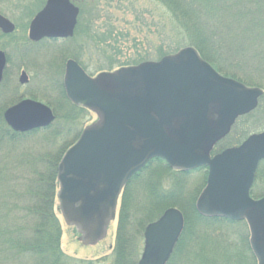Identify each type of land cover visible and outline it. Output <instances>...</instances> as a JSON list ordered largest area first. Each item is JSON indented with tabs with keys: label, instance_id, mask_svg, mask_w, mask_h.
Returning a JSON list of instances; mask_svg holds the SVG:
<instances>
[{
	"label": "water",
	"instance_id": "obj_1",
	"mask_svg": "<svg viewBox=\"0 0 264 264\" xmlns=\"http://www.w3.org/2000/svg\"><path fill=\"white\" fill-rule=\"evenodd\" d=\"M78 15L71 0H47L30 24L29 37H70ZM0 29L11 33L15 25L0 14ZM5 65L0 51V82ZM26 81L23 72L20 82ZM63 84L73 104L97 116L57 168L59 210L83 244L105 238L123 188L152 159L161 158L175 170L207 167L197 211L246 221L251 251L264 264V196H251L264 161V131L212 155L236 120L257 108L262 88L223 75L192 46L96 76L69 59ZM3 118L11 129L25 133L50 126L55 114L41 101L23 99L8 107ZM184 226V215L176 207L150 222L138 264H167Z\"/></svg>",
	"mask_w": 264,
	"mask_h": 264
},
{
	"label": "trees",
	"instance_id": "obj_2",
	"mask_svg": "<svg viewBox=\"0 0 264 264\" xmlns=\"http://www.w3.org/2000/svg\"><path fill=\"white\" fill-rule=\"evenodd\" d=\"M72 1L81 8L76 34L57 46L66 47L79 35L83 36L82 48L94 43L95 46L105 44L106 39L113 37L112 31L103 38L92 30L98 5L91 4V0ZM149 2L153 9L159 10L157 18L162 42L157 55L140 56L138 60L118 66L107 57L111 62L98 72L159 60L183 47L192 46L219 72L264 90V76L258 74L264 72V0ZM2 37L0 33V39ZM65 55L75 57L88 72L78 55ZM62 66L61 62L56 73H48L61 103H50L56 110V120L49 127L25 133L11 129L3 112L12 101L3 100L6 89L5 85L2 89L0 87V264H67L68 256L60 247L61 225L55 211L59 186L57 167L65 151L81 133L82 128L75 121L81 113L89 110L67 99ZM63 103L67 105L66 112L69 111L65 118L74 122L71 125L74 127L65 128L63 120L57 123L63 115L57 106L64 107ZM261 122H264V94L255 110L237 119L231 132L216 144L213 154L241 144L250 134L257 132V128L263 130L264 123L261 125ZM252 125L260 127L253 128ZM74 131L77 134L72 143L69 135ZM37 138L39 140H35ZM58 142L64 146L56 154L48 150L49 146L56 149ZM147 173L143 190L133 193L132 186ZM207 174V167L193 171L174 170L161 158L152 159L138 172L121 194L118 229L111 254L113 264H138L146 225L173 205L183 212L185 226L167 264H199V260L195 261L197 255L212 264H257L244 220L207 217L197 211L196 200L206 185ZM197 175L198 178L194 179ZM255 187L258 188L256 192L253 191ZM251 194L259 198L264 196V161L259 164ZM86 264H93V261H86Z\"/></svg>",
	"mask_w": 264,
	"mask_h": 264
},
{
	"label": "rangeland",
	"instance_id": "obj_3",
	"mask_svg": "<svg viewBox=\"0 0 264 264\" xmlns=\"http://www.w3.org/2000/svg\"><path fill=\"white\" fill-rule=\"evenodd\" d=\"M41 3L42 0H0V11H2V13L4 12V14L17 24H28V21L32 18L33 14L36 12L35 10L38 9ZM94 3L98 5V8H96L97 14L94 18L96 22L92 21L93 32L95 33L96 31L99 36H103V38L105 36V38H107L108 36L106 33L112 31L113 37L111 39H106L107 41L105 44L95 46L96 44L94 43V45L90 47L84 46V48H82L81 43L83 42V36L79 35L76 40L69 43V45H66V47L56 45L47 47L42 52H32L31 55L27 56L26 60H29L30 65L35 66L37 70L33 69L32 66L30 67L31 71L29 74L30 76L32 74L33 79H31L29 84L26 86L20 85L18 82L19 74L16 76V83L20 85L18 93L24 94L31 91L39 97L41 102H50L51 104L56 103L61 105L59 101V92L54 83L48 77V73H56L62 62V58L64 60L67 57V55H65L66 53H74L78 55L83 62H85L87 70L90 74H97L96 72H98L99 69L107 68L111 60L114 61L115 66H118L119 64L127 61L132 62V60H138L140 56L150 55L153 57L157 55L162 42L159 34L160 24L157 18L159 10L153 9L154 6L149 2V0H122V3L120 0H91V4ZM98 15L101 17L97 18ZM19 27L23 29V26L19 25ZM18 31L19 34L17 39L22 40L23 32L20 30ZM107 57H111V60ZM258 74L264 76V72H260ZM2 96H4L3 100L7 102L16 96V94H14L11 90L6 89V94L3 93ZM63 105L64 107L57 106L60 111L59 113H63L60 117V122L57 123H62L61 121L63 120V125L66 126L65 128L74 127L71 126L74 122L65 118V115L69 111L66 112L65 107H67V105L64 103ZM10 106L11 105L8 104L6 109ZM53 109L55 110L54 107ZM73 116L74 115H72V117ZM96 120V114L91 111H85L83 114L81 113L80 118L75 122H79L82 132L87 125ZM261 123V125H263L264 122ZM251 127L256 128L260 126L252 125ZM255 130H258L257 132H260L259 130L264 131V129L262 130L260 128ZM76 134L77 131H74L71 135H69L72 136L70 139L72 143L75 140ZM80 134L78 135L79 137ZM78 136L75 142L79 138ZM35 140L39 139L37 138ZM56 146L57 150L52 146H49L48 150L54 151L53 153L56 154L57 151L63 148L64 145L62 146L61 143L58 142ZM147 177L148 173L139 178V180L132 186L133 193H138L139 190H143L144 181H147ZM197 178L198 175L194 177V179ZM193 182L196 183L195 180H193ZM253 191H258V188L255 187ZM254 198L257 199L259 197ZM120 207L121 196L116 210V217L110 222L105 238L95 245H85L79 240L80 234L78 230L64 221L61 211L59 210V203L57 199L55 211L61 225L60 247L61 250L68 256L67 264H86V261H93V264H113L111 254L116 241ZM170 207L180 209L174 205ZM1 214L2 213H0V216ZM143 246L144 233L141 241L139 256L142 254ZM79 260H83L84 262ZM195 261H198L199 264H212L207 263L206 259L199 257V255H197Z\"/></svg>",
	"mask_w": 264,
	"mask_h": 264
},
{
	"label": "flooded vegetation",
	"instance_id": "obj_4",
	"mask_svg": "<svg viewBox=\"0 0 264 264\" xmlns=\"http://www.w3.org/2000/svg\"><path fill=\"white\" fill-rule=\"evenodd\" d=\"M46 3H47V0H42L41 5L38 7V9L35 10L36 12L34 11L35 13L33 14L32 18L28 21V24L27 23L17 24L16 22L12 21L6 14H4V12L2 13V11H0L1 15L6 17L7 19H9L15 25V30L11 33H4L0 29V33L3 34L2 39H0V51H2L5 54V58H6V65H5V68L3 70V75H2V80L0 82V87L2 89V87L5 85V89L11 90L14 94H16V96H14L10 100V101H12L11 102L12 104H15V103H17L23 99H33V100L41 101L37 95L36 96L32 95L31 93H33V92H31V91H28L24 94L18 93L20 85L26 86L29 84L31 79H33L32 74H31V76L29 74L31 71L30 67L32 65H30L29 60H26L27 56L31 55L32 52H34V49H38L37 50L38 52H42L47 47L55 46L59 43H62L63 41H67L68 39L73 38L76 34L81 8L79 5L75 4V2L73 1L74 5L79 8V15H78L77 24L75 26L74 33L72 36L67 37V38H47V37H45L39 41H33L30 39V37H29L30 24H31L33 18L44 8ZM19 25L23 26V29H21L19 27ZM18 30L23 32V39L22 40L17 39V36L19 34ZM69 59H73V60L77 61L75 59V57H66L64 59V61L62 60V63H63L62 67H63V71H64L63 80H64V75H65L66 62ZM32 68L37 70V68L35 66H32ZM23 72H25L26 76H27V81L25 83L20 82V76L22 75ZM18 74H19L18 82L20 85H18V83H16V76ZM63 88H64V84H63ZM64 92H65V89H64ZM65 95H66V92H65ZM0 97H1V94H0ZM16 100H18V101H16ZM10 101H8V102H10ZM14 101H16V102H14ZM11 103H10V105L12 106ZM43 103L49 105L52 108V110L55 114V117H56V112L54 111L50 102H43ZM3 114H4V112H3ZM256 263H257V261H256Z\"/></svg>",
	"mask_w": 264,
	"mask_h": 264
}]
</instances>
